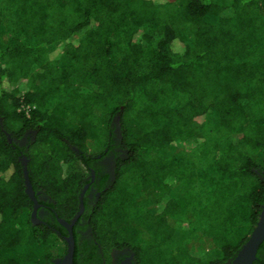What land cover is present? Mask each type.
Instances as JSON below:
<instances>
[{
	"label": "trees",
	"instance_id": "trees-1",
	"mask_svg": "<svg viewBox=\"0 0 264 264\" xmlns=\"http://www.w3.org/2000/svg\"><path fill=\"white\" fill-rule=\"evenodd\" d=\"M91 171L75 264H229L264 205V0H0V264L63 255Z\"/></svg>",
	"mask_w": 264,
	"mask_h": 264
},
{
	"label": "flooded vegetation",
	"instance_id": "flooded-vegetation-1",
	"mask_svg": "<svg viewBox=\"0 0 264 264\" xmlns=\"http://www.w3.org/2000/svg\"><path fill=\"white\" fill-rule=\"evenodd\" d=\"M117 133H116V136H117ZM30 134H32V133L28 132V133H26L25 136L26 137L30 136ZM26 137L20 141V143H19L20 145H23L26 143ZM116 138L118 139V136ZM114 151L120 153L119 149H114ZM95 164L97 165V168L100 169L101 176L103 178H105V176H106L105 182L108 183L109 181H111L112 180V174H113V167H114V154L112 153V151L110 153H108V155L104 156L103 158H101L97 162H95ZM89 179H90V182L85 185L86 190H85L83 196L87 192L85 199H86L88 204H92L94 198L95 197L97 198L98 194H99L98 190L93 186V183L95 181V176H94L93 171L90 172ZM39 199L41 201H45L46 197L40 196ZM37 209L38 210L36 211V222L35 223H40V222L45 223L46 219H48V218L52 219L51 211H49L47 208H45L44 205H42L41 207H39ZM83 211H84V208H83ZM83 211H82V213H83ZM54 217H55L57 223L59 224V222L57 220L59 218H57L56 215H54ZM79 217L77 218V220L79 219ZM77 220H76V222H77ZM76 222L72 226V230H71V234H72V237L74 240V252H73V257H72V264H75V245L79 246L80 250H84L86 248H90V250H91L93 248L89 242L91 239V234H90L88 227L86 226V222L83 219L78 224H76ZM60 227H62L66 233V235L62 236V241L65 245V252L63 253L62 256L57 257L54 260V264H63L62 261L64 259V256L66 255V252H67V244L65 242V238H67L69 236V234H68V231L63 226L60 225ZM74 234H76L75 239H74ZM96 255L98 256L99 259L97 257H95V260L93 259V261H96L95 264H134L133 253L129 249L112 250L110 252V259L109 260H106L104 258L103 253L99 248L96 250Z\"/></svg>",
	"mask_w": 264,
	"mask_h": 264
},
{
	"label": "water",
	"instance_id": "water-1",
	"mask_svg": "<svg viewBox=\"0 0 264 264\" xmlns=\"http://www.w3.org/2000/svg\"><path fill=\"white\" fill-rule=\"evenodd\" d=\"M7 137H8V141L11 142L12 141L11 138L9 136ZM21 164L23 168L25 192L30 198V200L33 202L32 220L33 222H36V211L39 205L37 203L35 194L32 190V187L28 179V173H27V168H26L27 160L25 158H22ZM85 190H86V187L82 190L80 194L79 211L76 214V216L73 219H71L70 222H65L62 219H57L59 224L63 226L68 231V234H69V236L65 238V242L67 244V252L62 261L63 264H72V257H73V252H74V240L71 234V230L77 218L80 216V214L83 211L84 207L82 203V198H83V194ZM263 242H264V205L261 208L259 219H258V222L256 223L255 228L251 232L247 241L240 248V250L236 253V255L234 256V258L231 260L229 264H253L256 259L257 251Z\"/></svg>",
	"mask_w": 264,
	"mask_h": 264
},
{
	"label": "rangeland",
	"instance_id": "rangeland-1",
	"mask_svg": "<svg viewBox=\"0 0 264 264\" xmlns=\"http://www.w3.org/2000/svg\"><path fill=\"white\" fill-rule=\"evenodd\" d=\"M168 1H172V0H168ZM117 133V132H116ZM118 134V133H117ZM57 246L59 247V248H61L62 249V245H61V243H57Z\"/></svg>",
	"mask_w": 264,
	"mask_h": 264
}]
</instances>
